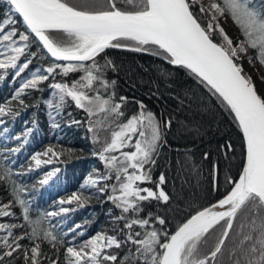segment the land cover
<instances>
[{
  "label": "snow or ice",
  "instance_id": "6c2138e0",
  "mask_svg": "<svg viewBox=\"0 0 264 264\" xmlns=\"http://www.w3.org/2000/svg\"><path fill=\"white\" fill-rule=\"evenodd\" d=\"M127 2L135 3L136 10H122L116 0H107L103 10L74 6L68 0H0V81L11 75V81L18 83L0 101V186L10 196L7 202L0 201V264H220L218 257L238 218L239 253L230 252L229 259L232 264H264V96L243 67L245 59L257 73L256 63L264 67V0ZM222 18H231L242 38H230ZM52 32L68 39L57 41ZM111 48L146 53L186 69L229 111L243 137L245 154L238 178L225 175L230 187L221 198L197 209L172 232L166 218L145 208L151 201L167 204L170 199L162 187L165 174L154 181L151 172L173 118L158 117L140 101L134 112H127L128 98H117L116 81L106 75L115 65L101 57ZM44 50L51 57L47 66L30 67L43 59ZM258 78L264 82L259 73ZM45 89L50 96L42 103L50 110L53 129L60 128L56 117L68 107L74 105L85 114V121L71 119L69 126L87 124L92 143L100 145L93 155L103 171L92 169L76 191L33 219L27 188L15 177L39 172L72 152L50 144L30 155L26 171L12 167L36 122L19 133L10 123L20 110L37 107L29 100ZM101 132L107 134L101 137ZM12 141L15 146H9ZM220 148L234 151L231 143ZM213 169L215 173L216 165ZM60 171L58 167L43 171L39 185H48ZM152 183L155 190L143 186ZM214 190L219 191L215 174ZM100 197L113 205L110 230L102 228L82 239L84 225L63 228L69 213ZM14 208H19V216ZM218 226L214 247L203 251L202 245ZM44 243L50 245L51 256Z\"/></svg>",
  "mask_w": 264,
  "mask_h": 264
},
{
  "label": "trees",
  "instance_id": "16d2710c",
  "mask_svg": "<svg viewBox=\"0 0 264 264\" xmlns=\"http://www.w3.org/2000/svg\"><path fill=\"white\" fill-rule=\"evenodd\" d=\"M68 2L78 7L87 6L89 10H103L108 7L107 0H68ZM116 2L122 10H136L135 3L130 4L127 0H116ZM229 19L242 38L238 27L231 18ZM50 35L57 41L68 39L60 32H52ZM215 39L219 42L218 33ZM32 50L36 51V47L34 46ZM101 57H106L115 65V70L108 69L106 75L110 80L116 81L117 98L119 96L128 98L126 110L129 114L136 110V102L140 101L158 117L163 115L164 118L169 116L173 118L171 130L165 133L167 143L161 148L157 165L152 167L151 172L154 181L161 173L165 174L166 182L162 187L170 199L167 204L158 201L146 202L145 208L146 212L151 211L154 215L166 218L168 231L172 232L197 209L207 206L222 196L225 189L230 187L225 183V175L238 177L245 154L242 134L229 111L217 97L198 83L186 69L168 64L160 57L117 48L106 49ZM101 57H97V60L103 64L104 59ZM50 60L51 57H48L44 50L43 59L35 61L30 67L35 69L41 65L47 66ZM257 64L264 75V67ZM78 76L79 74H73V78ZM59 79L60 77H57V80ZM16 87L18 83L11 81V75L7 76L5 81H0V101L9 97ZM49 96L48 89L42 94L33 93L29 102L36 103L37 107L20 110V115L10 123L12 130L19 133L26 126L32 127L33 121L36 122L29 143L22 148L18 156L13 157L17 161L12 166L14 171H26L30 155L35 151L44 150L50 144L55 145L58 151L62 148L72 149L71 154L62 156L60 162L48 165L39 172L15 177L27 188L26 197L31 202L30 215L33 219L38 217L41 210H52L56 207L57 200L76 191L92 169L103 171L102 164L93 155V151L98 150L100 145L92 143V133L87 131V124L69 126L71 119L85 121V114L74 105L68 107L56 117L60 128L53 129L48 115L50 110L42 103V100ZM177 96L183 104L175 98ZM69 112L72 113L71 117L68 116ZM106 134L101 132L100 135L103 137ZM16 143L12 141L9 146H15ZM226 143H231L234 151L225 153L220 148ZM205 153H208V159L204 158ZM213 165H216L215 173ZM56 167L61 169L58 175L48 185L40 186L38 181L42 172ZM214 174L219 180L218 192L214 190ZM146 186L155 188L154 183ZM9 199L10 196L4 186H0V201L7 202ZM112 208L113 205L105 197L93 198L86 207L69 213L63 228L67 230L74 224L84 225L86 234L82 239L102 228L110 230L112 223L109 210ZM13 211L17 216L20 215L19 208ZM240 224L238 218L226 241L223 254L218 257L220 264H232L229 253L232 251L239 253L236 245L241 240V236L238 235L241 231ZM220 230L219 226L212 230L207 237V244L202 245L203 251H210L214 247ZM69 238L70 236L65 239ZM42 247L45 252L52 255L49 244L44 243Z\"/></svg>",
  "mask_w": 264,
  "mask_h": 264
},
{
  "label": "bare ground",
  "instance_id": "6f19581e",
  "mask_svg": "<svg viewBox=\"0 0 264 264\" xmlns=\"http://www.w3.org/2000/svg\"><path fill=\"white\" fill-rule=\"evenodd\" d=\"M222 23H223L222 27L225 29L227 35L230 36L233 40H236L239 37V35H238V32H237L236 28L233 26L232 22L228 18L226 20H224L222 18ZM243 67H244L245 70H248V72L251 74L252 79L256 83V87H257L259 93L262 96H264V82H262L258 78V73H259L260 76H263V73L260 71L258 65L255 64V68L258 70V73H257V71L253 70V68L248 64L246 59L243 61ZM13 210H15V208Z\"/></svg>",
  "mask_w": 264,
  "mask_h": 264
},
{
  "label": "rangeland",
  "instance_id": "374dc122",
  "mask_svg": "<svg viewBox=\"0 0 264 264\" xmlns=\"http://www.w3.org/2000/svg\"><path fill=\"white\" fill-rule=\"evenodd\" d=\"M229 19V18H228ZM230 20V19H229ZM221 26H223V23H222V19H221ZM230 37V36H229ZM231 38V37H230ZM250 55L252 54L251 52L249 53ZM257 64V63H256ZM258 65V64H257ZM259 67V66H258ZM259 69H260V67H259ZM245 70V69H244ZM247 73H249L248 72V70H245ZM260 71H261V69H260ZM262 72V71H261ZM250 74V73H249ZM264 76V75H263ZM144 186H146V185H144ZM148 187V186H147ZM154 190H155V188H153Z\"/></svg>",
  "mask_w": 264,
  "mask_h": 264
},
{
  "label": "water",
  "instance_id": "95a60500",
  "mask_svg": "<svg viewBox=\"0 0 264 264\" xmlns=\"http://www.w3.org/2000/svg\"><path fill=\"white\" fill-rule=\"evenodd\" d=\"M237 178H238V177H237ZM220 198H221V197H220ZM217 200H218V199H217ZM217 200H215V201L212 202V203H215ZM212 203L208 204L207 206L211 205ZM207 206H205V207H207ZM193 214H194V213H193ZM191 215H192V214H191ZM184 221H185V220H184ZM184 221H183V222H184ZM181 223H182V222H181ZM181 223H180V224H181ZM175 229H176V228H175ZM175 229H174V230H175ZM174 230H173V231H174Z\"/></svg>",
  "mask_w": 264,
  "mask_h": 264
}]
</instances>
